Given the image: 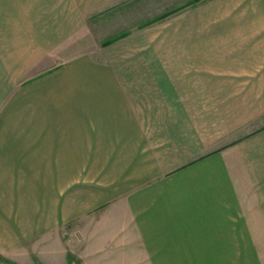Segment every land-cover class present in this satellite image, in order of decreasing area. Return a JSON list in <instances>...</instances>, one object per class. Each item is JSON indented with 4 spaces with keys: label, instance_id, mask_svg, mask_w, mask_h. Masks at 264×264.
Segmentation results:
<instances>
[{
    "label": "crops",
    "instance_id": "crops-1",
    "mask_svg": "<svg viewBox=\"0 0 264 264\" xmlns=\"http://www.w3.org/2000/svg\"><path fill=\"white\" fill-rule=\"evenodd\" d=\"M157 1L0 0V252L18 263L65 259L38 248L59 237L71 264H264V3ZM124 4L130 31L67 49ZM70 173H92L85 193L62 196Z\"/></svg>",
    "mask_w": 264,
    "mask_h": 264
},
{
    "label": "rangeland",
    "instance_id": "rangeland-1",
    "mask_svg": "<svg viewBox=\"0 0 264 264\" xmlns=\"http://www.w3.org/2000/svg\"><path fill=\"white\" fill-rule=\"evenodd\" d=\"M151 5H155L156 3H153V0H149ZM187 1L189 0H159L157 1V8H161L164 9L165 7H173L175 3H177L179 6L182 4H185ZM207 0H198L197 3H203ZM264 3V0H262ZM160 2H161V6H160ZM145 3V2H144ZM174 3V4H173ZM235 3V2H233ZM126 8V5H118L117 8L115 9L116 12L113 15V18L116 19V21H118V23H101V25L99 24H89L87 27H85V29H83L75 38L71 39L70 41H68L66 47H68L67 49H71L74 50L76 48H80V49H85V50H90L91 48L94 49V47H97L99 45V43H101L104 40L107 41H112L114 40V36L112 34L117 33L118 37L119 35L122 34V32H124L125 30L130 31V27H125L127 23H125V19H126V12H124V9ZM184 8V7H183ZM155 9V8H154ZM154 9H151V12H146L147 10V6L146 3L145 4H136V7L133 8L134 11H128V13H132L133 17L139 20H143L146 17H149L151 15H153V11H155ZM185 9H188L185 8ZM114 11H112L111 13H105L102 14L99 19L102 20H109L111 19V15ZM146 12V13H145ZM247 15H252L256 22H258V16L257 13H255L253 10H249L246 13ZM174 14L172 13L171 15H169V17L173 16ZM99 16V15H98ZM168 17V18H169ZM48 22H51L52 18L48 17ZM262 23H264V19L262 18ZM105 25V26H104ZM112 35V38H111ZM107 41L103 42L106 43ZM103 175H109V173H102ZM71 175V179H70V184L69 186H67L65 189H63L62 192V196L66 197L67 195L69 196H76L77 193L83 194L86 191H83V189H81L84 185L88 184V182L86 180L92 179V173H70ZM120 179H124V174L123 176L119 177ZM50 242H47L46 240L43 242V244L38 245L39 249H44L47 248L48 251L51 252V254H53L55 251H59V250H55V249H59L62 247V252H68L67 256L65 257V259H61L59 260L57 257V259L59 261H54L53 263L55 264H62L63 262H67L68 264H71L72 262V255L73 253L70 251V245L67 242L66 239H63L61 242L59 240H53V239H49ZM38 243V242H37ZM42 252L38 253H31L29 254L28 252L26 253L27 257L29 260H27V262H25V264H45L46 261L41 260L40 257ZM30 255V256H29ZM64 255V254H63ZM33 257V260H30V258ZM42 258V257H41ZM75 258V257H74ZM46 260V259H45ZM52 262V261H51ZM77 263V262H76ZM0 264H20V262L18 263L15 259H13L10 255H6L4 253L0 252Z\"/></svg>",
    "mask_w": 264,
    "mask_h": 264
}]
</instances>
